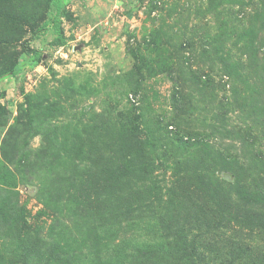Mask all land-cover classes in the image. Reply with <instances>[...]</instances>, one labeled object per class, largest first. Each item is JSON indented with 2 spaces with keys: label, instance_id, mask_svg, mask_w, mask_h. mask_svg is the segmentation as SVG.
Listing matches in <instances>:
<instances>
[{
  "label": "rangeland",
  "instance_id": "1",
  "mask_svg": "<svg viewBox=\"0 0 264 264\" xmlns=\"http://www.w3.org/2000/svg\"><path fill=\"white\" fill-rule=\"evenodd\" d=\"M58 2L0 18L49 24L0 77V264H264V0Z\"/></svg>",
  "mask_w": 264,
  "mask_h": 264
},
{
  "label": "trees",
  "instance_id": "2",
  "mask_svg": "<svg viewBox=\"0 0 264 264\" xmlns=\"http://www.w3.org/2000/svg\"><path fill=\"white\" fill-rule=\"evenodd\" d=\"M5 2L7 4L8 2H10V0H0V18H4L2 14L5 13V11H3V6ZM60 4L61 2L59 0L58 5H57L58 6L57 12L61 8ZM15 15L17 16L16 18H18V21L13 22V24L12 22L7 21L6 23H3L0 25V77H2L4 74L8 72L15 73V70L17 67V62L14 56L15 54L13 51H11L8 48L11 44H14L15 42L20 41L22 39V34L26 35L27 31L24 30L25 25H29V27H31L32 32L30 33H33V34L37 33L40 30H46L49 27V24L47 21H42L41 23H39L38 21L36 22L37 24L33 23L31 20L30 22H23L22 20H24L27 16L25 15V13L24 14L16 13ZM54 27L56 28L57 31L60 30L59 23H55ZM27 51H28V54L33 56L34 62L40 61L41 57L38 51H35L34 49L32 50L30 48H27ZM29 98L30 97L26 96L27 105L29 108H33ZM33 121H36V119L34 117H31L29 124H31ZM19 128L20 127L16 125L12 126V129L14 130L15 133L16 131L18 132ZM10 132L13 135L12 131ZM12 135H10V133H7V139L4 141L5 142L6 141L9 142L8 140L11 141L10 137ZM43 141H44L43 148L37 152V155L38 157L40 156L41 160H42V157L43 159L44 157L45 158L48 157V151L51 148V146L55 143L54 140H52L50 137H47V138L43 137ZM70 152H71V149H67L64 152H62V154H58V156L56 157L57 160H55L56 165L58 164L60 165V160H63V157L67 153H70ZM117 152L118 151H116V153ZM120 161L121 160H118L117 162H115V169H113L112 165H110L109 170H110L111 175L109 176L105 184L106 186L104 187L103 195L105 196V199L108 197L106 200L113 199L116 197V199H118L117 201L118 203L116 204L117 212L121 214L122 216L128 217L134 212V210L136 211V209L132 206L133 204L129 203V200H123L120 198L122 201V204H121L119 202V195L124 194V193L131 194V190L134 187L133 185H129L128 183H125V184L116 183V180H119L120 178H124V176L127 178L128 167L125 165L123 166L122 164L123 162H120ZM75 200L76 201L73 206L74 209L82 210V208H84V205H85L86 196L83 194L82 197H80L79 199H75ZM6 205L9 207L10 204L8 205V201ZM44 205L48 207L49 203L45 202ZM56 205L58 204L56 203ZM57 213H58V210H57ZM236 221L238 223H242V221H240L239 219H236ZM37 249L40 250L38 251L40 255H42L43 257L47 255L48 258L49 257L53 258L55 263H59L61 260H63L62 256L58 254L57 252H55L54 249L42 248V246L38 247Z\"/></svg>",
  "mask_w": 264,
  "mask_h": 264
}]
</instances>
